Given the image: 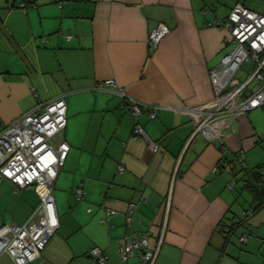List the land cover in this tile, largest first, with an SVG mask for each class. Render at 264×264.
Instances as JSON below:
<instances>
[{
    "label": "crops",
    "instance_id": "1",
    "mask_svg": "<svg viewBox=\"0 0 264 264\" xmlns=\"http://www.w3.org/2000/svg\"><path fill=\"white\" fill-rule=\"evenodd\" d=\"M15 3H0V130L65 93L66 126L56 140L69 146L53 182L58 229L30 264H91L85 255L93 247L107 255L108 264H139L120 259L124 239L147 231L148 248L155 249L168 195L154 264H264V204L243 226L234 214L240 190L250 194L243 172L212 171L242 151L245 169L260 168L264 179V106L214 120L222 144L192 136V120L181 112L213 99L208 73L229 48L222 45L227 33L210 23L226 18L235 4L262 16L264 6L254 0H66L58 8L54 0H33L19 9ZM158 23L169 33L153 48L146 40ZM105 80L141 107H159L154 120L143 110L136 120L145 138L158 144L154 153L146 139L131 137L135 121L122 100L92 91ZM101 112L112 117V131L76 127ZM102 138L103 151L97 148ZM79 187L84 199L76 202ZM129 202L138 207L127 221ZM259 202L251 196L249 208ZM37 204L33 190L14 194L8 181H0V227L21 225ZM108 210L117 214L108 216ZM240 229L239 247L230 246ZM0 264L14 263L2 253Z\"/></svg>",
    "mask_w": 264,
    "mask_h": 264
},
{
    "label": "built area",
    "instance_id": "2",
    "mask_svg": "<svg viewBox=\"0 0 264 264\" xmlns=\"http://www.w3.org/2000/svg\"><path fill=\"white\" fill-rule=\"evenodd\" d=\"M66 0H58L61 8ZM25 2L19 3L23 9ZM211 26L227 33L222 40L228 51L219 63L208 73L213 90V99L206 105L182 109L181 112L190 116L193 123L192 136H201L207 143L218 141L222 144L221 134L211 127L214 120L245 115L250 111L264 106V16L248 10L241 4H235L224 19H216ZM169 33V29L158 23L148 34L147 45L156 47ZM71 35L65 40L70 41ZM244 63L249 70L244 78L236 80ZM93 92H106L119 97L135 123L131 137L145 138L142 128L136 123L142 110L149 120L156 118L159 107L156 105L141 107L133 100L127 99L124 90L113 80L96 83ZM177 111V110H176ZM66 126V94L44 103L37 104L30 111L11 121L0 130V181L6 180L12 185V192L33 190L38 204L21 225H3L0 227V255L6 254L14 264H30L39 258L41 251L58 229V220L52 195L53 182L67 156L69 146L57 137ZM146 141L147 150L154 153L158 149L156 142ZM244 174V153H235L231 163L216 165L213 173L224 171L234 175L237 171ZM123 172L118 164L116 175ZM243 177V176H242ZM234 183L227 185L232 190ZM76 202L84 199L82 188L74 191ZM138 205L129 202L126 205V220L130 221ZM170 209V195L165 201L164 221L160 227L158 245L162 242L166 228V218ZM117 213L108 210L106 215ZM252 214V208L241 212L242 219ZM147 231H134L125 237L119 257L122 261L135 259L139 264H154L158 245L155 249L148 248ZM245 232L240 242L248 240ZM91 264H108L107 255L99 248L93 247L86 253ZM70 264H77L72 261Z\"/></svg>",
    "mask_w": 264,
    "mask_h": 264
},
{
    "label": "rangeland",
    "instance_id": "3",
    "mask_svg": "<svg viewBox=\"0 0 264 264\" xmlns=\"http://www.w3.org/2000/svg\"><path fill=\"white\" fill-rule=\"evenodd\" d=\"M256 1V3H260L262 6H264V0H254ZM3 2V4H5V0H0V3ZM21 0H16L15 6L18 7L19 3H21ZM20 9V8H19ZM249 70V64L248 63H244L243 67L241 68V71L239 73V75L237 76L236 80H241L242 76L244 78V74H246ZM100 95V94H97ZM82 99H86V98H82ZM82 106H86L87 103L86 102H82L81 103ZM83 108V107H82ZM112 122L113 119L110 116L109 113H96L94 114L92 121H90L89 118H82L78 121V123L76 124V127L82 132L84 130V128L86 126H88L89 124L94 128V129H98V127H101V130L103 133H107L112 131ZM201 137V136H200ZM198 138V137H197ZM200 139V138H198ZM264 143V142H263ZM107 146V140L106 139H101L100 142L98 143V150H104V148ZM237 179H239V177H237ZM240 185V188L242 187V182L240 180L237 181V185ZM251 201V196L250 194H248V192H246L245 190H240V195L238 197V202H237V210L234 211L235 214V218L238 219H242L241 216V212L242 210H248L249 208V202ZM240 233H242V230H237L236 233L231 237L230 239V246H233L235 248L239 247V243H238V236L240 235ZM247 255V254H246ZM246 255L244 256V258L246 259ZM256 254H252V256H254ZM248 259H251L252 261H255V259L257 260L256 256L255 257H250L248 256Z\"/></svg>",
    "mask_w": 264,
    "mask_h": 264
},
{
    "label": "trees",
    "instance_id": "4",
    "mask_svg": "<svg viewBox=\"0 0 264 264\" xmlns=\"http://www.w3.org/2000/svg\"><path fill=\"white\" fill-rule=\"evenodd\" d=\"M21 1L25 2L26 5L33 3V0H21ZM54 1L57 2L58 0H54ZM243 180L245 182L244 183L245 189H247L250 192V194L253 198V202L255 203V202L260 201L257 206L252 207V214L251 215H253L255 212H257L258 208H260L264 204V196L261 195V193H260L261 183L263 180L260 168L245 170L244 174H243ZM246 219H247V217L240 220L239 223L243 225L244 222H246ZM85 257H86V255H85Z\"/></svg>",
    "mask_w": 264,
    "mask_h": 264
},
{
    "label": "water",
    "instance_id": "5",
    "mask_svg": "<svg viewBox=\"0 0 264 264\" xmlns=\"http://www.w3.org/2000/svg\"><path fill=\"white\" fill-rule=\"evenodd\" d=\"M260 193H261V195L264 196V179L262 180V183H261Z\"/></svg>",
    "mask_w": 264,
    "mask_h": 264
}]
</instances>
